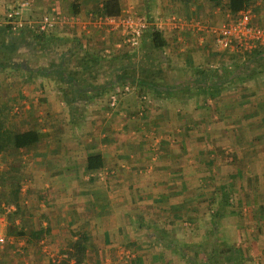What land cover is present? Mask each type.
I'll use <instances>...</instances> for the list:
<instances>
[{
    "label": "crops",
    "instance_id": "1",
    "mask_svg": "<svg viewBox=\"0 0 264 264\" xmlns=\"http://www.w3.org/2000/svg\"><path fill=\"white\" fill-rule=\"evenodd\" d=\"M107 1L35 0L24 13L26 21L53 13L79 19L37 35L13 32L4 20L19 0H0V119L14 132L35 130L41 135L29 148L11 147L0 155V197L5 207L11 193L19 191L23 216L16 225L44 231L32 241L9 235L14 219L6 217L0 264H64V256L83 235L88 243L82 264H174L182 253L178 243L182 246L188 239L178 237V227L190 225L186 220L200 207L197 199L204 200L202 193L195 196L193 175L227 181L231 174L216 177L222 170L216 162L232 160V154L244 163L240 176L247 178L232 191H238L240 205H250L259 234L245 225L227 233L224 219L215 239L223 245L205 254L218 256L223 264L231 257V264L264 257V217L258 212L264 207V151L259 153L258 135L246 132L252 126L264 128V103L221 99L209 116L210 107L199 101L207 97L211 102V88L219 86L212 93L219 99L228 85L236 84L224 82V64L227 59L238 67L247 54H216L211 29L240 12L231 13L227 0H117L120 16L136 14L165 23L161 32L167 46L157 51L151 30L138 47L124 46L123 32L112 30L104 22L108 16L99 15ZM246 2L255 24L264 28V0ZM258 49L264 52V46ZM250 67L249 93L264 95L259 89L264 57H256ZM125 72L138 81L149 74L152 84L125 82L130 77ZM126 85L131 92L113 107L110 96ZM20 103L23 112L12 121L7 113L18 114ZM207 146L211 151L205 155ZM182 255L178 264H188L192 253ZM253 264L259 263L255 259Z\"/></svg>",
    "mask_w": 264,
    "mask_h": 264
},
{
    "label": "rangeland",
    "instance_id": "2",
    "mask_svg": "<svg viewBox=\"0 0 264 264\" xmlns=\"http://www.w3.org/2000/svg\"><path fill=\"white\" fill-rule=\"evenodd\" d=\"M148 18V17H147ZM138 54V53H136ZM140 54V52H139ZM138 54V56H139ZM219 55V54H218ZM221 57H226L224 55H219ZM230 59V57H227ZM243 60V59H242ZM225 63V62H224ZM233 63V62H232ZM231 62L227 63V59H226V64L225 65V69L222 72V74L225 76V78H229L232 73H234L235 69L237 68L236 66H233ZM244 62H242L243 64ZM228 68V69H227ZM106 74L104 73V76ZM252 75V74H251ZM99 78L103 77L102 73H97V75ZM227 84H235V83H230L228 82ZM250 81L246 80L243 82H237L235 84V86L233 85H228L226 87V91L223 94V96H220V98L218 99H214V97H209V99L211 100V102L206 101L208 100L207 97L204 99L199 98V101H201V103H205L210 110L209 112H207V114L210 116H213V108L216 105V103L220 102L221 99H234L235 97L239 100H241L243 103H247L250 104L251 100L254 101V103L257 101H261V104L264 103V95H254L255 97H259L255 99V97L253 95H250L249 91L250 89ZM256 87V86H254ZM263 88V89H260ZM259 89L261 90V92H263L264 94V83L262 84V86H259ZM258 90V91H260ZM198 101V100H197ZM19 109L21 107V103L18 106ZM249 107V106H248ZM22 109V108H21ZM21 109L19 110L20 112L18 114H16L14 111L13 113H7V116L9 118H12V121L18 119L20 116ZM205 113V112H204ZM13 123V122H12ZM7 125V124H6ZM9 127V126H7ZM10 128V127H9ZM246 132L249 133L248 135H250L251 137H256L258 135V140H257V145H259L260 143L262 145H259V153H261L262 151H264V128L263 127H251V128H247ZM241 144V143H240ZM238 144V150L239 152L242 154V152L240 151L242 146ZM253 145V143H252ZM261 146V148H260ZM205 151H208L205 155H207L209 153L210 148L207 146L206 148H204ZM207 149V150H206ZM262 150V151H261ZM240 153H238V155H240ZM232 160L231 157H229V159L223 158L222 160H218V162H216V166H218L219 168L217 169H221L220 172H215L216 177L218 175V173H220V177L221 176H228L227 181L219 179V180H214V178L212 177H207L205 176H199L201 173H197L193 175V179H194V192H195V196L202 193V197L204 198L203 202L198 201L197 202L200 204L204 203L203 206H201L197 209V210H193V216L190 219H187L186 221L190 224L188 226H185L182 224L181 227H178V237H188L187 241L184 239L182 240L183 242H181L182 246H180V243H178L177 245V249L180 250L181 248V252L183 253L184 251H188L190 253H192L190 260L187 261L188 264H223V262L218 259V256H211L210 258L207 256V254H205V252L211 250L212 248H217L219 243V240H215L216 237L219 239V234L221 233V227L223 225H221V221H223L224 219H226V227L229 229V231H227V233H231L233 234V228L236 226H240V225H245L246 227L249 228V230L254 229L256 230L254 233L255 234H259V228L258 225L255 224V219H254V212L251 213V211L249 208L250 205H246V208L243 207L242 205H240L241 203L238 202L240 200V198L238 199V191H232L233 187L235 185V183L238 182H242L241 184L243 185V183L247 182V178H243L240 176V169H242V164L244 165V163H242L241 160H238V158H235L234 155L232 154ZM241 156V155H240ZM207 157V156H205ZM234 159V160H233ZM237 159V160H235ZM207 159H204L203 161H205ZM244 162V161H243ZM249 163V162H248ZM236 164V165H235ZM263 169H264V164L263 162H261ZM260 165V162H259ZM202 166V164L200 165ZM216 169V170H217ZM237 171V173L233 174L235 171ZM204 171H202L203 173ZM264 171H262L263 173ZM224 173V174H223ZM233 174V175H232ZM264 174V173H263ZM264 179V176H263ZM253 178H251V181L253 182ZM251 182V183H252ZM263 181H261L262 183ZM200 188H202L203 191L199 192ZM219 189V191H218ZM237 194V195H236ZM258 196H261V194H259ZM257 196V199H258ZM256 199V200H257ZM0 213H2L3 215H5V218L10 217L9 214V210L5 207H7V205L5 207H2L4 205L5 199H3V196L0 197ZM247 201V200H246ZM196 202V201H195ZM257 202V201H256ZM259 203V202H258ZM195 207V206H194ZM258 207L256 206V208H252V209H257ZM260 209L258 208V212H261L262 214L259 213V215H261V217H264V207L259 211ZM3 211V212H2ZM195 214V215H194ZM193 218V219H192ZM254 219V220H253ZM194 220V221H193ZM251 222V224H250ZM200 244H203L202 246H200ZM223 245V244H221ZM226 245H228L226 243ZM216 246V247H215ZM179 247V248H178ZM202 247V248H201ZM204 247V248H203ZM187 249V250H186ZM219 249V248H218ZM242 249V248H241ZM248 249V247L246 248ZM179 252V251H178ZM204 252V253H203ZM216 253L215 251H212V253ZM241 252V251H240ZM177 255V257H174V260H178L180 259V257H182L183 255ZM206 255V256H205ZM184 258V257H183ZM259 258V259H258ZM264 257L262 256H254L253 260L251 262V264L255 263V259L259 264H262ZM218 259V261H217ZM126 260V259H125ZM177 260L175 261L174 264H178ZM127 261V260H126ZM129 263V262H127ZM232 263V262H231ZM230 262L228 264H231Z\"/></svg>",
    "mask_w": 264,
    "mask_h": 264
},
{
    "label": "built area",
    "instance_id": "3",
    "mask_svg": "<svg viewBox=\"0 0 264 264\" xmlns=\"http://www.w3.org/2000/svg\"><path fill=\"white\" fill-rule=\"evenodd\" d=\"M35 0H19V6L7 13L5 24L13 32L30 31L37 35L51 32L58 24L64 22H79L77 16L62 15H32L29 20H24V13L32 9ZM104 22L112 30H120L125 36L124 46L136 48L139 46L144 35L151 29L163 31L164 24L159 18L152 20L147 17L126 14L119 17H105ZM215 35V52L219 55H245L256 51L264 46V28L254 22L252 11L243 10L233 20L227 21L220 27L212 28ZM131 92L129 85L117 89L110 96L111 105L116 106L121 95ZM6 223L4 216L0 215V245L6 244V239L1 233V227ZM131 255L127 259L131 260Z\"/></svg>",
    "mask_w": 264,
    "mask_h": 264
},
{
    "label": "trees",
    "instance_id": "4",
    "mask_svg": "<svg viewBox=\"0 0 264 264\" xmlns=\"http://www.w3.org/2000/svg\"><path fill=\"white\" fill-rule=\"evenodd\" d=\"M213 2H217L219 4H222L224 0H211ZM228 10L233 13V14H238L239 12L243 10H247L248 4L246 0H227L226 4ZM78 9L77 5L73 4V13L78 14ZM121 13V7L120 4L117 0H111L107 1L103 4L102 8L99 9V15L102 16H120ZM150 37L152 40V47L159 51L163 50L167 46V42L163 36V33L156 30V29H151L150 32ZM246 61L242 65H238V67L235 69L234 73L229 78H225L226 83H237V82H243L246 81L249 76H250V71H251V65L253 64L254 61L257 59H260L264 57V52L260 49H257L251 54L246 55ZM256 56V57H255ZM136 69V66H135ZM136 73V72H135ZM127 75L128 73L125 72ZM130 77L127 78H120L123 79L125 82H136L142 85H151L152 84V76L148 75H142L141 78L137 79L136 76H132L131 74L127 75ZM118 79V78H116ZM119 80V79H118ZM76 82V81H74ZM118 81H114V83H117ZM223 81H220L218 85H220ZM207 84V83H206ZM216 86V84L214 85ZM158 88V87H157ZM155 88V89H157ZM219 88V86H218ZM217 88V89H218ZM216 89V90H217ZM212 93L216 91L214 88H211ZM211 93V96L214 94ZM216 93V92H215ZM212 96V97H213ZM7 123L0 119V155L3 153L8 152L9 148L21 150V149H26L34 144L38 143L41 139V135L38 131L35 130H30L26 132H21L17 133L12 131L9 127L6 125ZM6 177H3V180H5ZM11 203H7L8 205V210L10 214V219H14L13 223L8 227V234L9 235H14V236H22V237H29L30 241L32 240H38L43 237L44 231L43 230H37V231H32L31 229H26L25 226L23 225L22 227H18L15 223V220L18 218H22L23 216V209L19 204L20 201V192L19 191H13L11 193ZM11 204H13L16 208L14 211H11ZM3 212V211H2ZM25 222V220L22 219V222ZM84 243H88V238L86 235L80 236V238L75 241L73 244V252H68L66 253L65 257V263L64 264H70L72 260L75 261L76 264H82L85 260V245ZM232 251V249H229ZM234 257H231L230 262H234Z\"/></svg>",
    "mask_w": 264,
    "mask_h": 264
}]
</instances>
